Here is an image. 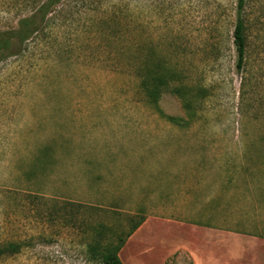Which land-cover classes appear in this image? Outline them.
I'll use <instances>...</instances> for the list:
<instances>
[{"label":"rangeland","instance_id":"rangeland-1","mask_svg":"<svg viewBox=\"0 0 264 264\" xmlns=\"http://www.w3.org/2000/svg\"><path fill=\"white\" fill-rule=\"evenodd\" d=\"M45 1L0 0V30ZM236 8L237 0H59L20 52L0 61V245H20L0 264H99L89 245L125 244L141 217L116 202L117 183L134 169L111 153L121 150L119 133L264 130V0H245L240 13L239 71ZM153 58L171 76L156 104L140 86ZM163 236L150 251L132 241L137 258H123L165 264Z\"/></svg>","mask_w":264,"mask_h":264},{"label":"crops","instance_id":"crops-1","mask_svg":"<svg viewBox=\"0 0 264 264\" xmlns=\"http://www.w3.org/2000/svg\"><path fill=\"white\" fill-rule=\"evenodd\" d=\"M117 136L121 150L111 153L134 169L117 183L116 202L142 218L118 252L123 264L137 258L132 241L150 251L159 232L171 242L165 264H264V130Z\"/></svg>","mask_w":264,"mask_h":264},{"label":"trees","instance_id":"trees-1","mask_svg":"<svg viewBox=\"0 0 264 264\" xmlns=\"http://www.w3.org/2000/svg\"><path fill=\"white\" fill-rule=\"evenodd\" d=\"M58 1L47 0L34 9L31 15L19 19L15 28L0 30V61L20 52L23 45L42 29L46 16ZM244 2L245 0H237V16L232 32V43L236 52L235 67L238 71L243 67L246 53L245 25L240 15ZM170 78L171 76L164 69V63L153 58L150 67L143 72L140 81V86L144 90L149 103H157L162 89L168 87ZM173 92L180 93L181 91L175 89ZM141 220L142 218L139 219L137 224ZM101 243L103 242L96 241L88 246L91 259H96L99 264H123L118 257L122 243L106 242L104 243L106 245ZM19 250L20 245L16 243H3L0 245V259L15 254Z\"/></svg>","mask_w":264,"mask_h":264}]
</instances>
